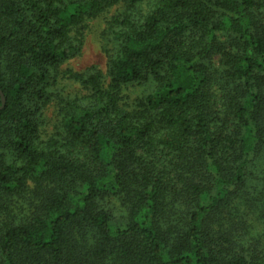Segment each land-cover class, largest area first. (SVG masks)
I'll return each mask as SVG.
<instances>
[{"label":"trees","instance_id":"obj_1","mask_svg":"<svg viewBox=\"0 0 264 264\" xmlns=\"http://www.w3.org/2000/svg\"><path fill=\"white\" fill-rule=\"evenodd\" d=\"M144 1L0 0V264H264V0Z\"/></svg>","mask_w":264,"mask_h":264},{"label":"rangeland","instance_id":"obj_2","mask_svg":"<svg viewBox=\"0 0 264 264\" xmlns=\"http://www.w3.org/2000/svg\"><path fill=\"white\" fill-rule=\"evenodd\" d=\"M147 4L148 0H145L144 5ZM116 11L117 8H112L104 15L86 23L82 50L79 56L71 59L64 65L65 68H70L76 72H82L93 66L105 74V51L112 49V45L105 32L107 29V21L115 14ZM216 61L217 59H215V62ZM65 87L66 89L64 90V94L69 97L83 94V91L76 85L67 84ZM124 93L128 96L129 100L132 101L140 96L141 90L138 87H128L125 89ZM42 120V137H46L49 133L54 131L55 127L58 125L54 106H49L43 111Z\"/></svg>","mask_w":264,"mask_h":264},{"label":"water","instance_id":"obj_3","mask_svg":"<svg viewBox=\"0 0 264 264\" xmlns=\"http://www.w3.org/2000/svg\"><path fill=\"white\" fill-rule=\"evenodd\" d=\"M0 96H1V101H2V105H1V107H0V109L3 107V105H4V98H3V96H2V94L0 93Z\"/></svg>","mask_w":264,"mask_h":264}]
</instances>
